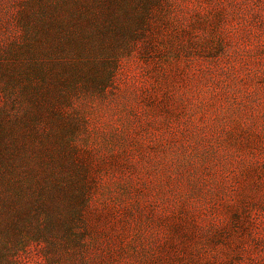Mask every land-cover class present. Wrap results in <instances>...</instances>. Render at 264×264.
<instances>
[{
    "label": "rangeland",
    "instance_id": "374dc122",
    "mask_svg": "<svg viewBox=\"0 0 264 264\" xmlns=\"http://www.w3.org/2000/svg\"><path fill=\"white\" fill-rule=\"evenodd\" d=\"M0 264H264V0H0Z\"/></svg>",
    "mask_w": 264,
    "mask_h": 264
}]
</instances>
